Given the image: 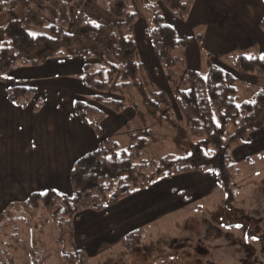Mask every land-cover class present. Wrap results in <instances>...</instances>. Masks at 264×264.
<instances>
[{
  "label": "trees",
  "instance_id": "obj_1",
  "mask_svg": "<svg viewBox=\"0 0 264 264\" xmlns=\"http://www.w3.org/2000/svg\"><path fill=\"white\" fill-rule=\"evenodd\" d=\"M27 1L25 15L12 21L11 29H8L10 25L0 29V82H5L8 73L19 66H38L50 59L81 57L95 62L83 66L81 81L97 94L93 98L97 105L115 113L130 106L142 124L145 117L173 124L167 97L162 93L148 96L139 79L142 67L136 60L133 34L138 13H145L149 17L145 37L153 47L166 83L176 90L177 112L190 134L202 144L207 143L213 154L207 156L196 146V151L186 157L152 160L145 151L154 135L145 127L140 136L132 134L131 145L123 149L113 138H103V111L77 101L73 114L92 129L100 142L95 151L80 157L71 167L72 196L52 190L33 193L24 203L11 204L0 215V225L4 220H19L23 216L29 228L30 216L41 225L52 222L57 227L56 242L61 247L62 260L66 264H85L86 254L77 249L73 233V221L82 211L101 212L165 177L191 172L214 173L225 193L226 205L230 204L236 164L227 157V145L223 142L225 130L229 125L236 126L230 138V142H235L264 129V89L256 90L250 99L238 103L236 78L214 66L209 55L204 74L187 70L183 60L173 55L176 50L187 47L188 40L179 38L165 23L158 4L176 20L184 21L195 0H88L102 6L115 19L111 25L89 18L81 11L79 0H56L58 7L49 21L47 11L40 5H52L51 0ZM6 6L11 4L0 0V13L6 11ZM62 8L69 15L64 17ZM31 11L38 15L39 25L30 20ZM259 27L264 33V19ZM85 44L90 48L84 49ZM227 62L239 75L264 79V55L257 58L239 55L227 58ZM35 93L31 87L14 86L7 90V98L15 106L25 108L34 100ZM37 103L35 101L32 106V113L38 111ZM142 236L141 230L125 236L123 248H135Z\"/></svg>",
  "mask_w": 264,
  "mask_h": 264
},
{
  "label": "crops",
  "instance_id": "obj_2",
  "mask_svg": "<svg viewBox=\"0 0 264 264\" xmlns=\"http://www.w3.org/2000/svg\"><path fill=\"white\" fill-rule=\"evenodd\" d=\"M158 6L165 23L179 38L188 40L187 47L177 56L187 70L199 72L201 66L206 68L209 55L210 62L233 75L237 84L250 86L252 95L264 89L257 84L258 77L239 75L227 62V58L239 55H264V33L259 27L264 19V0H195L184 21L176 20L163 5ZM135 45L136 60L142 67L139 74L144 71V64L138 56L152 59L151 79L164 87L156 72L158 62L151 43L144 37L140 50L136 41ZM86 64L94 63L81 57L50 59L36 67L14 68L5 82H0V214L11 204L24 203L33 193L52 190L72 196L71 167L80 157L95 151L100 142L92 129L73 114L75 102L103 111V138L114 139L137 120L136 111L130 106L115 113L93 101L97 94L81 81ZM20 85L36 92L33 103L25 108L15 106L7 98V90ZM103 97L116 99L110 95ZM35 101L39 109L32 113ZM263 130L248 136L250 141L238 148L253 144L257 133ZM219 189L222 190L217 177L211 172L165 177L101 212H80L73 221L74 243L86 255L101 253L116 244L123 246L124 237L130 233H143L182 206Z\"/></svg>",
  "mask_w": 264,
  "mask_h": 264
},
{
  "label": "rangeland",
  "instance_id": "obj_3",
  "mask_svg": "<svg viewBox=\"0 0 264 264\" xmlns=\"http://www.w3.org/2000/svg\"><path fill=\"white\" fill-rule=\"evenodd\" d=\"M5 1L11 6H6V11L0 13V29L9 25L8 29H11L12 21L25 15V2L28 1ZM51 2L52 5L47 7L40 5L47 11L48 21L54 18V10L58 7L56 0ZM78 2L81 11L89 18L105 25L115 23V19L102 6L88 0ZM34 13L30 12V20L39 25V17ZM62 13L64 17L69 15L65 8H62ZM138 14L133 35L140 50L141 40L148 29L146 27H149V17L142 12ZM83 47L89 49L90 45L85 44ZM180 50H176L173 55L178 56ZM138 58L144 64L139 79L146 94L162 93L167 97L173 124L148 117L142 124L137 119L129 124L128 129L116 134V142L126 149L132 143L131 135L140 136L145 127L154 135L145 151L152 160L159 161L167 156L186 157L196 151V146L205 155L211 156L212 148L192 136L179 116L174 104L176 90L166 83L159 64L155 65L156 72L164 87L160 81L151 79L152 59ZM205 72V66H201L199 73ZM256 80L257 84L264 87V79ZM249 88L248 85L237 84L238 103L250 99L252 94ZM137 101L140 103L139 97ZM140 111L144 112V109L140 107ZM235 131L236 126L229 125L223 137L227 145V157L236 164L230 188V195L233 196L230 204L226 205V196L221 189L215 190L149 226L143 231L135 248L125 249L121 244H116L101 253L87 254L85 264H264V130L257 133L253 144L243 148L238 146L249 142L250 137L230 142ZM22 218L24 216L19 220H4L0 225V264H66L60 254L61 247L56 242V225L52 222L41 225L39 220L30 216L29 228Z\"/></svg>",
  "mask_w": 264,
  "mask_h": 264
}]
</instances>
